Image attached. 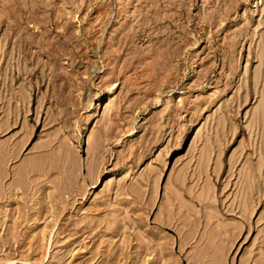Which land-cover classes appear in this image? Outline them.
I'll list each match as a JSON object with an SVG mask.
<instances>
[{
  "label": "rangeland",
  "instance_id": "obj_1",
  "mask_svg": "<svg viewBox=\"0 0 264 264\" xmlns=\"http://www.w3.org/2000/svg\"><path fill=\"white\" fill-rule=\"evenodd\" d=\"M0 264H264V0H0Z\"/></svg>",
  "mask_w": 264,
  "mask_h": 264
}]
</instances>
